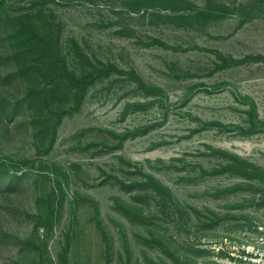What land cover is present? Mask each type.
<instances>
[{
    "label": "rangeland",
    "instance_id": "1",
    "mask_svg": "<svg viewBox=\"0 0 264 264\" xmlns=\"http://www.w3.org/2000/svg\"><path fill=\"white\" fill-rule=\"evenodd\" d=\"M136 2L6 0L70 69L159 90L102 76L38 136L0 30V264H220L215 244L264 226V0Z\"/></svg>",
    "mask_w": 264,
    "mask_h": 264
},
{
    "label": "trees",
    "instance_id": "2",
    "mask_svg": "<svg viewBox=\"0 0 264 264\" xmlns=\"http://www.w3.org/2000/svg\"><path fill=\"white\" fill-rule=\"evenodd\" d=\"M136 1L148 4L153 0ZM158 1L165 2V0ZM5 2L6 0H0V30L2 28L7 30L11 49L10 56L14 58L16 73L27 83L24 96L16 101V108L25 105L24 108L34 109L40 116L36 119L34 116L32 118L33 124L39 128L38 136H46L51 132V134L53 133L51 140L54 141L56 127L62 122L63 117L73 113L82 105L90 86L102 76L109 77L114 72L128 74L141 89L145 90L147 95H154L158 92L159 89L148 85L135 71H122L114 64L102 67L93 66L92 69L88 68L81 72L70 69L67 58L60 49L59 38L52 39L48 38L46 34H41L35 29L36 26L31 20L26 22L22 17L12 18L4 8ZM137 6L139 7V5ZM204 14V12L197 13L201 16ZM15 22H18L19 25L15 26ZM253 58L255 57L247 56L244 59H230L234 64H238ZM69 91L73 93V103L68 108L58 107L60 109H55L51 107L52 105L58 106L66 94L63 92ZM232 156L233 162L230 168L237 170L246 178L250 176L255 166L251 163L247 164V161L238 155ZM7 171L5 164L0 163V173ZM156 184L153 183V186L158 188V184Z\"/></svg>",
    "mask_w": 264,
    "mask_h": 264
},
{
    "label": "built area",
    "instance_id": "3",
    "mask_svg": "<svg viewBox=\"0 0 264 264\" xmlns=\"http://www.w3.org/2000/svg\"><path fill=\"white\" fill-rule=\"evenodd\" d=\"M212 249L220 264H264V226L215 244Z\"/></svg>",
    "mask_w": 264,
    "mask_h": 264
}]
</instances>
